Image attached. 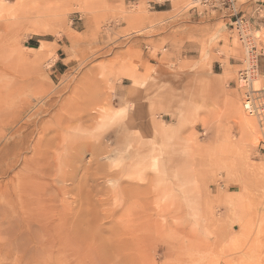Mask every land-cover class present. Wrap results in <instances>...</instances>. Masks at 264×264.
Segmentation results:
<instances>
[{"label":"rangeland","instance_id":"1","mask_svg":"<svg viewBox=\"0 0 264 264\" xmlns=\"http://www.w3.org/2000/svg\"><path fill=\"white\" fill-rule=\"evenodd\" d=\"M236 1L0 0V264H264V0Z\"/></svg>","mask_w":264,"mask_h":264},{"label":"built area","instance_id":"2","mask_svg":"<svg viewBox=\"0 0 264 264\" xmlns=\"http://www.w3.org/2000/svg\"><path fill=\"white\" fill-rule=\"evenodd\" d=\"M200 4H203L204 6H207L208 9L211 11H218L219 13L223 14L225 17L226 15H230L231 17H235V22L241 23L243 20V14L240 13V11H237L236 0H197ZM249 71L243 70L240 72L239 81L243 82L245 84V87H247V84L249 86ZM250 87V86H249ZM257 91L252 90L249 88V90L246 92L245 99H244V109L251 114L252 116H255L257 119L264 121V106L259 105L257 101V98L255 97ZM262 92V91H260ZM261 97V95H260ZM255 101V102H254ZM247 104H250V107L246 106Z\"/></svg>","mask_w":264,"mask_h":264},{"label":"bare ground","instance_id":"3","mask_svg":"<svg viewBox=\"0 0 264 264\" xmlns=\"http://www.w3.org/2000/svg\"><path fill=\"white\" fill-rule=\"evenodd\" d=\"M248 80H249V82H250V80H251V78H250V76H248ZM256 80V79H255ZM258 80V79H257ZM239 81V80H238ZM254 84V83H253ZM255 86H256V89H257V85L255 84ZM252 87V86H251ZM254 91H257L258 92V94H255V97L257 98V101L258 102H256V103H259V105H262V106H264V93L263 92H260V90H255V89H253ZM260 95H261V97H260ZM255 102V101H254ZM246 106H248V107H250V104H247ZM260 122H262V120H260V119H258ZM0 129L1 130H4V132H7L8 130H10V132L12 133V135H11V138H8V139H11L10 141H15L14 142V144L15 145H21V143H23L24 142V137H22V126L21 127H18V128H14L11 124H10V121H8V122H6V124L3 122V126H0ZM8 134V133H7ZM18 137H22L21 139H20V141L18 142V141H16V139L18 138ZM8 142V141H7ZM11 142H9L7 145H8V147H12L11 145ZM13 144V145H14ZM6 145V146H7ZM13 147H15V146H13ZM18 152V151H17ZM17 152H16V154H17ZM15 156V155H14ZM13 158V157H12ZM7 161V160H6Z\"/></svg>","mask_w":264,"mask_h":264},{"label":"crops","instance_id":"4","mask_svg":"<svg viewBox=\"0 0 264 264\" xmlns=\"http://www.w3.org/2000/svg\"><path fill=\"white\" fill-rule=\"evenodd\" d=\"M157 5L162 6L160 9L156 10V13H165L169 12L170 10V0H162V2H155ZM165 7V8H164Z\"/></svg>","mask_w":264,"mask_h":264}]
</instances>
